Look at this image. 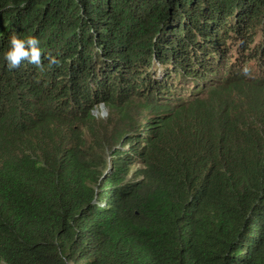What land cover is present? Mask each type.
<instances>
[{"label": "trees", "instance_id": "16d2710c", "mask_svg": "<svg viewBox=\"0 0 264 264\" xmlns=\"http://www.w3.org/2000/svg\"><path fill=\"white\" fill-rule=\"evenodd\" d=\"M13 34L0 264H264V0H0Z\"/></svg>", "mask_w": 264, "mask_h": 264}, {"label": "clouds", "instance_id": "9594fccd", "mask_svg": "<svg viewBox=\"0 0 264 264\" xmlns=\"http://www.w3.org/2000/svg\"><path fill=\"white\" fill-rule=\"evenodd\" d=\"M0 58L9 71L20 68L22 62L34 65L39 69L43 68L40 40L33 35H11ZM43 59L47 61L49 68L60 63L59 59L50 53H45Z\"/></svg>", "mask_w": 264, "mask_h": 264}, {"label": "rangeland", "instance_id": "374dc122", "mask_svg": "<svg viewBox=\"0 0 264 264\" xmlns=\"http://www.w3.org/2000/svg\"><path fill=\"white\" fill-rule=\"evenodd\" d=\"M226 53H228V52H226ZM219 56H220V54L218 55V56H214V57H212V56H210L209 57V59H210V61H212V60H214L213 58H216L217 59V62H218V58H219ZM229 59L231 60L232 58H231V56H229ZM237 59V58H236ZM236 59H234L233 61H232V63H234L235 61H236ZM218 65V64H217ZM217 65H215V67H217ZM229 65V67H230V63L229 62H226V66H225V69L227 70V66ZM244 67H242V69H243ZM252 68H251V66L249 65V67L246 69V73H248V71H250ZM224 74V72L222 71L221 72V76H220V78L222 77V75ZM251 75V74H250ZM95 115L97 116V117H101V118H107V115H108V111H107V109L104 107V106H100L99 107V109L98 110H96L95 111ZM133 171L135 170V168L134 169H132Z\"/></svg>", "mask_w": 264, "mask_h": 264}]
</instances>
